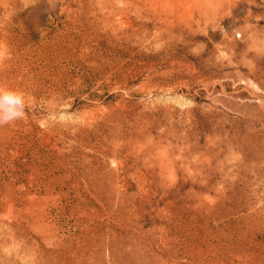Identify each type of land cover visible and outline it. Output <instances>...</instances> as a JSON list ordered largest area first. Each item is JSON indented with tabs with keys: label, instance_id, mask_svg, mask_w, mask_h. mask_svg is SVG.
I'll use <instances>...</instances> for the list:
<instances>
[{
	"label": "rangeland",
	"instance_id": "1",
	"mask_svg": "<svg viewBox=\"0 0 264 264\" xmlns=\"http://www.w3.org/2000/svg\"><path fill=\"white\" fill-rule=\"evenodd\" d=\"M0 264H264V0H0Z\"/></svg>",
	"mask_w": 264,
	"mask_h": 264
},
{
	"label": "clouds",
	"instance_id": "2",
	"mask_svg": "<svg viewBox=\"0 0 264 264\" xmlns=\"http://www.w3.org/2000/svg\"><path fill=\"white\" fill-rule=\"evenodd\" d=\"M27 106L28 100L24 91L0 85V126L11 125L23 119Z\"/></svg>",
	"mask_w": 264,
	"mask_h": 264
}]
</instances>
